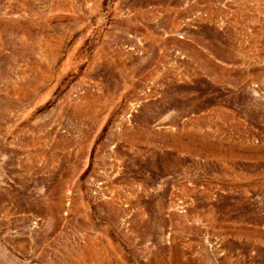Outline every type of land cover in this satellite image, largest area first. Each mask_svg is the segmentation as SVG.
Here are the masks:
<instances>
[{
    "label": "rangeland",
    "instance_id": "obj_1",
    "mask_svg": "<svg viewBox=\"0 0 264 264\" xmlns=\"http://www.w3.org/2000/svg\"><path fill=\"white\" fill-rule=\"evenodd\" d=\"M0 264H264V0H0Z\"/></svg>",
    "mask_w": 264,
    "mask_h": 264
}]
</instances>
